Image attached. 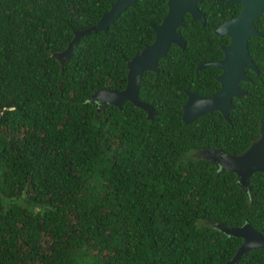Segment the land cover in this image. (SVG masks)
Wrapping results in <instances>:
<instances>
[{
    "label": "trees",
    "instance_id": "16d2710c",
    "mask_svg": "<svg viewBox=\"0 0 264 264\" xmlns=\"http://www.w3.org/2000/svg\"><path fill=\"white\" fill-rule=\"evenodd\" d=\"M112 0H0V264H219L241 237L213 222L244 220L264 234V172L247 188L234 171L195 154L204 146L236 153L264 119V36L259 72L241 81L228 117L216 109L184 122L187 90L217 86L212 64L227 35L212 31L235 1L199 0L205 22L183 13L181 47L168 45L144 69L137 95L99 109L88 94L125 84L126 59L150 42L166 0H135L105 29L85 32L62 64L73 30L93 23ZM199 150V149H198ZM233 264H264V247Z\"/></svg>",
    "mask_w": 264,
    "mask_h": 264
},
{
    "label": "water",
    "instance_id": "95a60500",
    "mask_svg": "<svg viewBox=\"0 0 264 264\" xmlns=\"http://www.w3.org/2000/svg\"><path fill=\"white\" fill-rule=\"evenodd\" d=\"M135 0H112L97 19L84 27L73 30L71 38L66 45L53 52L60 64L69 57L72 44L85 32L95 29H105L107 25L127 5H132ZM199 0H166V11L158 22H149L153 28L154 36L150 42L126 59L125 84L120 88L99 86L93 89L87 99L93 101L99 109L105 103H113L121 108L122 101L128 99L134 104L144 108L146 115L151 116L153 106L138 97L137 90L139 79L144 69H157V59L163 56L171 42L183 47L184 39L177 31V26L183 22V13L188 12L192 17L200 20L203 25L205 16L198 8ZM240 2L241 9L237 14L222 18L212 31L216 34H228L229 41L222 45L223 57L219 59L198 60L195 68L206 64L222 67V72L217 75L220 87L211 95L198 94L193 90H187V95L182 102L181 118L187 122L194 117L203 114L207 110L219 109L225 119H229L228 110L233 106L232 94H241L244 89L237 85V79L244 78V66L255 67L247 53V38L257 32L252 26V20L262 9L264 0H236ZM258 136L240 152H223L218 148H206L199 150V156L213 162L219 169L234 171L238 183L246 187L249 174L254 170L264 172V119L258 123ZM213 225L226 234L237 235L241 241L234 249L232 255L219 264H233L238 257L251 247H264V234L259 228L254 227L249 221L244 220L237 224H225L213 222Z\"/></svg>",
    "mask_w": 264,
    "mask_h": 264
},
{
    "label": "flooded vegetation",
    "instance_id": "af4514ba",
    "mask_svg": "<svg viewBox=\"0 0 264 264\" xmlns=\"http://www.w3.org/2000/svg\"><path fill=\"white\" fill-rule=\"evenodd\" d=\"M222 1H235V2H237L238 3V9L235 11V12H233V13H231V14H229V15H227V16H230V15H234V14H237L239 11H240V9H241V4H240V2H238V1H236V0H222ZM199 8V7H198ZM200 9V8H199ZM201 10V9H200ZM202 11V10H201ZM203 12V11H202ZM204 14V13H203ZM227 16H223V17H221L220 18V20L222 19V18H224V17H227ZM219 20V21H220ZM252 26L257 30V32H255V33H253V34H251V35H249L248 36V38H247V41H246V44H247V53H248V55H249V57H250V59H251V61L253 62V64L255 65V67H251V66H244L243 67V72H244V74H245V77L244 78H239V79H237V85L240 87V88H242V89H244V91L241 93V94H239V95H237V94H232L231 95V100H232V102L234 101L233 99L235 98V97H239V96H241L242 94H244V93H246L247 92V89L245 88V86L244 85H242L241 84V81H249V80H251V74H252V72H255V73H258L259 72V66L257 65V61H258V57L260 56L259 55V52L257 51V50H255V49H251L250 50V48L248 47V40H249V38L250 37H252V36H264V10L262 9L258 14H256L255 16H254V18H253V20H252ZM222 35H227V40H226V42H220L219 43V46H220V48H221V56H219L218 58H216V59H219V58H221V57H223V49H222V45H224V44H227L228 43V41H229V35L228 34H222ZM216 66V65H215ZM217 67V71L214 73V77H215V79L217 80V86H216V88H215V90L213 91V92H211V93H209V94H204V95H211V94H213V93H215L217 90H218V88L220 87V80L217 78V75H219L221 72H222V67H219V66H216ZM188 90H192V89H188ZM194 91V90H193ZM197 93V92H196ZM198 94H202V93H198ZM234 105H235V103L233 102V106L232 107H234ZM232 107H230V108H232ZM229 108V109H230ZM216 109V108H215ZM211 110H213V109H211ZM216 110H218L220 113H221V111L219 110V109H216ZM207 111H209V110H207ZM206 112V111H205ZM228 112H229V110H228ZM222 114V113H221ZM201 115V114H200ZM223 115V114H222ZM224 117V116H223ZM253 140V139H252ZM251 142V141H250ZM206 148H218V149H220V150H222L223 152L225 151V150H223V149H221V147H219V146H204V147H201V148H198L199 150H201V149H206ZM195 150V154H196V152H198L199 153V150ZM225 152H227V151H225ZM215 165V164H214ZM215 167H216V165H215ZM217 168V167H216ZM236 180H237V178H236ZM238 182V181H237ZM243 187V186H242ZM247 188V184H246V187L244 188L243 187V189H246ZM240 241H241V239H240ZM239 241V242H240ZM238 245V244H237Z\"/></svg>",
    "mask_w": 264,
    "mask_h": 264
},
{
    "label": "rangeland",
    "instance_id": "374dc122",
    "mask_svg": "<svg viewBox=\"0 0 264 264\" xmlns=\"http://www.w3.org/2000/svg\"><path fill=\"white\" fill-rule=\"evenodd\" d=\"M196 154H199L198 152H196Z\"/></svg>",
    "mask_w": 264,
    "mask_h": 264
}]
</instances>
